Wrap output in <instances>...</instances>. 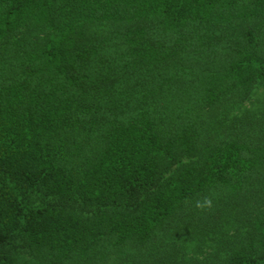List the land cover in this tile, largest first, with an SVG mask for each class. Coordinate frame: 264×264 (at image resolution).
I'll return each instance as SVG.
<instances>
[{
    "label": "trees",
    "instance_id": "trees-1",
    "mask_svg": "<svg viewBox=\"0 0 264 264\" xmlns=\"http://www.w3.org/2000/svg\"><path fill=\"white\" fill-rule=\"evenodd\" d=\"M0 264H264V0H0Z\"/></svg>",
    "mask_w": 264,
    "mask_h": 264
},
{
    "label": "rangeland",
    "instance_id": "rangeland-1",
    "mask_svg": "<svg viewBox=\"0 0 264 264\" xmlns=\"http://www.w3.org/2000/svg\"><path fill=\"white\" fill-rule=\"evenodd\" d=\"M253 104V103H252ZM249 108V106H247Z\"/></svg>",
    "mask_w": 264,
    "mask_h": 264
}]
</instances>
